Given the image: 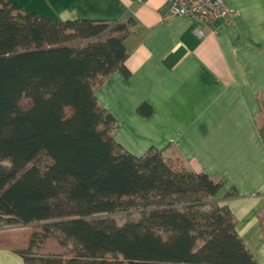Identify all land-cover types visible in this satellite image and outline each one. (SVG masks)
I'll list each match as a JSON object with an SVG mask.
<instances>
[{
	"label": "trees",
	"instance_id": "1",
	"mask_svg": "<svg viewBox=\"0 0 264 264\" xmlns=\"http://www.w3.org/2000/svg\"><path fill=\"white\" fill-rule=\"evenodd\" d=\"M127 31L0 0V220L30 225L25 264H257L217 202L220 180L179 154L122 151L108 133L95 92L125 71ZM256 121L264 140V112ZM61 199L75 215L43 220Z\"/></svg>",
	"mask_w": 264,
	"mask_h": 264
},
{
	"label": "crops",
	"instance_id": "2",
	"mask_svg": "<svg viewBox=\"0 0 264 264\" xmlns=\"http://www.w3.org/2000/svg\"><path fill=\"white\" fill-rule=\"evenodd\" d=\"M225 1L233 14L215 22L170 14L168 0L27 6L62 20L127 23L126 69L113 70L95 92L112 119L108 133L122 151L179 154L220 180L217 202L231 210L244 245L264 264V140L256 121L264 92V0ZM30 232L28 224L0 220V264H25L20 253Z\"/></svg>",
	"mask_w": 264,
	"mask_h": 264
},
{
	"label": "built area",
	"instance_id": "3",
	"mask_svg": "<svg viewBox=\"0 0 264 264\" xmlns=\"http://www.w3.org/2000/svg\"><path fill=\"white\" fill-rule=\"evenodd\" d=\"M167 10L170 14L184 15L202 22L228 20L233 14V9L225 0H168ZM195 30L201 32L198 28Z\"/></svg>",
	"mask_w": 264,
	"mask_h": 264
},
{
	"label": "rangeland",
	"instance_id": "4",
	"mask_svg": "<svg viewBox=\"0 0 264 264\" xmlns=\"http://www.w3.org/2000/svg\"><path fill=\"white\" fill-rule=\"evenodd\" d=\"M19 3L27 6L29 3V0H16ZM33 1L36 0H30L31 5L33 4ZM29 7V6H27ZM259 99H260V105L262 106V109L259 110V113L264 112V92H261L259 94ZM258 120V119H257ZM259 121V120H258ZM260 122V121H259ZM162 156L165 158L167 157H175V155L172 153L170 156L166 151L163 152L162 149H159ZM75 208H76V202L75 201H69L65 199H61L58 201L52 208L51 211L48 213V215L45 216L43 220L45 221H50L54 219H59V218H65V217H70L75 215ZM138 216V213L134 210L128 211V212H115L112 214H106V213H93L90 217H88V222L89 224L93 226H98L101 225L105 220L109 218H114L116 222L118 223H123L129 219L136 218ZM31 253L35 254L37 253V249L32 248Z\"/></svg>",
	"mask_w": 264,
	"mask_h": 264
}]
</instances>
